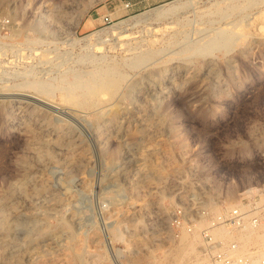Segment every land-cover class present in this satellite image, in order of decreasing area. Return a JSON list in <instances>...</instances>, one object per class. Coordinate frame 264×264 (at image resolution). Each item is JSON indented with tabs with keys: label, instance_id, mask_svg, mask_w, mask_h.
Wrapping results in <instances>:
<instances>
[{
	"label": "rangeland",
	"instance_id": "obj_1",
	"mask_svg": "<svg viewBox=\"0 0 264 264\" xmlns=\"http://www.w3.org/2000/svg\"><path fill=\"white\" fill-rule=\"evenodd\" d=\"M262 187L264 0H0V264H208Z\"/></svg>",
	"mask_w": 264,
	"mask_h": 264
},
{
	"label": "built area",
	"instance_id": "obj_2",
	"mask_svg": "<svg viewBox=\"0 0 264 264\" xmlns=\"http://www.w3.org/2000/svg\"><path fill=\"white\" fill-rule=\"evenodd\" d=\"M104 22L111 23L112 19L105 16ZM184 219V211L180 208L177 210L176 222L184 224ZM261 224H264V187L250 192L249 197L213 217L212 228H222L232 235L230 239H218L209 229L202 231V251L208 264H253L257 257L256 251L250 248L241 253V236L259 228ZM258 264H264V258H259Z\"/></svg>",
	"mask_w": 264,
	"mask_h": 264
},
{
	"label": "bare ground",
	"instance_id": "obj_3",
	"mask_svg": "<svg viewBox=\"0 0 264 264\" xmlns=\"http://www.w3.org/2000/svg\"><path fill=\"white\" fill-rule=\"evenodd\" d=\"M38 85V84H37ZM67 90V89H66ZM69 90V89H68ZM67 90V91H68ZM71 97V96H70ZM71 98H73V97H71ZM67 99V98H66ZM70 99V98H69ZM252 190H257V189H250L248 192H252ZM218 229H222V228H218ZM260 229H262L261 231L262 232H260V234H258V239H257V241H256V245L258 244V245H261L263 242H264V224H261L260 225ZM256 232V231H255ZM253 233V232H252ZM251 233V234H252ZM244 244V243H243ZM245 245V244H244ZM256 253H257V256H258V254L260 255V256H262L263 258H264V249L263 250H261V249H257V251H256ZM258 261H259V257H255L254 258V260H253V264H258ZM198 264H200V263H198ZM201 264H205V263H201Z\"/></svg>",
	"mask_w": 264,
	"mask_h": 264
}]
</instances>
